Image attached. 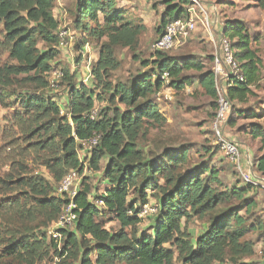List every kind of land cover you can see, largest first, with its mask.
Returning <instances> with one entry per match:
<instances>
[{"label":"trees","instance_id":"trees-1","mask_svg":"<svg viewBox=\"0 0 264 264\" xmlns=\"http://www.w3.org/2000/svg\"><path fill=\"white\" fill-rule=\"evenodd\" d=\"M259 1L264 5V0ZM161 3L164 8L156 37L170 21L185 16L192 4L189 0ZM54 6L55 0H0V51L8 54V59L0 62V101L17 97L20 112L14 120L52 179L28 175L19 165L0 180L1 198L8 197L0 204V212L3 209L17 218L13 226L6 221L0 225V233H5L0 237V259L18 264H38L55 257L54 264H174L168 245L177 250L180 264H256L247 260L254 254L247 235L264 229L261 217L253 214L256 201L248 195L256 187L244 181L223 186L210 159L190 160V144L152 147L149 141L142 143L148 127L166 121L155 94L162 87L183 91L190 86L194 80L185 70L195 71L194 79L212 99L213 119L217 94L212 53L198 58L152 51V59L140 60L143 71L126 80L115 79L120 65L116 48L138 49L143 28L128 20L115 0H74L70 14L77 48L89 43L100 47L90 67L91 87L77 83L74 74L60 68L66 91L65 114L61 115L56 96L49 95L52 85L48 76L59 67L61 29ZM221 32L232 38L227 37L242 73L241 80L234 79L227 87V95L232 102L243 103L256 96L253 89L260 87L261 60L241 23L227 20ZM81 61L79 54L77 62ZM25 84L32 88H24ZM16 86L24 89L18 92ZM96 101L107 105L97 111ZM260 105L264 106V98L237 108L234 115L249 120L247 134L259 139L254 169L264 177V108ZM93 109L97 113L91 118ZM94 135H99V142L87 164L81 161L80 152L83 142ZM102 158L106 160L101 169L102 190L92 193L83 176L74 198V228L59 229L63 235L59 249L52 238L47 243V229L57 220L62 203L56 185L71 170L79 174L86 167L99 170ZM149 197L155 199L157 212L149 225L140 229L138 213ZM98 200H103V206ZM105 216L117 227L106 228L101 222ZM195 218L206 226L192 240L186 224ZM248 218L254 221L247 224Z\"/></svg>","mask_w":264,"mask_h":264},{"label":"rangeland","instance_id":"rangeland-1","mask_svg":"<svg viewBox=\"0 0 264 264\" xmlns=\"http://www.w3.org/2000/svg\"><path fill=\"white\" fill-rule=\"evenodd\" d=\"M117 6L121 7L126 18L133 24L141 26L143 29L139 36L138 49L132 51L126 47L116 48L115 56L119 60L120 65L114 72L115 79L126 80L135 73L143 71L145 68L140 64V60L152 59V51L150 46L155 39L156 28L160 23L161 13L163 11V4L161 0H115ZM206 5L209 12L210 23L212 19V27H218L221 23V28L225 21H238L246 29L252 37L253 41L251 47L256 50L257 56L261 60V80L259 81L260 87L253 89L256 96L248 97V100L243 103L233 101L232 112L229 116H232L233 121L228 119L226 134L229 138L235 140L242 153V167L246 168L247 160L244 158L243 145L250 147L252 154L248 157L249 162L255 168V157L259 154L258 146L259 139L251 138L245 129L249 120L236 117L234 112L237 108L247 105H254L259 98H264V5L259 0H198ZM74 0H55V6L53 14L59 22V29L67 30L69 35L67 45L59 49V54L56 60L59 67L55 70H61L64 68L69 70L71 74H74V80L80 84H86L91 87L92 78L90 75V67L92 63L97 59L99 53L100 44L89 43L83 46L82 49H78L75 44L76 35L72 28V16L70 10L72 8ZM198 11V9L196 8ZM214 10L216 14L213 13ZM198 24V20H197ZM215 30V29H214ZM220 32V29L218 33ZM230 40V36H227ZM0 39H2L0 33ZM236 38L234 37L235 41ZM212 53V46L206 39V32L202 30V27L197 26V29L192 33L191 37L181 47L168 52L170 56H181L185 54L200 56H206ZM82 55L81 63L77 62L78 55ZM138 58V59H137ZM8 54L6 50L0 51V62L6 61ZM210 64L208 63V66ZM185 74L191 75L193 83L187 86L182 91H176L173 88L162 87L157 91L154 98L156 103L160 106V111L166 118L164 123L148 127L142 138V143L149 141L150 146L163 147L165 145H181L190 144V160L192 162L199 161L201 159H210L212 165L219 170V178L223 186L229 187L234 184H243L242 175L237 169L227 160L224 153L215 144L213 134L211 132V114L213 110L211 108L212 99L205 93L204 89L199 86L196 79H194L195 71L185 70ZM51 88L49 91L50 96H56L55 99L60 104L61 108L66 101L65 87L61 85V78H54L52 72L48 76ZM61 85V86H60ZM15 90L20 92L24 88H32L30 84H25L24 88L19 86L14 87ZM49 88V89H50ZM98 92V89H94ZM17 97L12 96L0 101V180L10 174L12 170L15 172L14 167L19 165L23 167L25 173L28 175H39L47 180L51 181V175L48 170L41 164L39 157L33 152L28 145V138L22 135L20 126L15 122L14 116L16 112H20L19 105L16 101ZM261 104V102H260ZM97 111L106 106V101H96L95 103ZM120 107H123L120 105ZM264 108L263 105H260ZM65 114V110L62 108L61 115ZM91 152L88 150H82L80 152V159L82 162L88 164ZM106 160L102 158L99 163V170H95L92 167H86L81 176L86 177L85 184L90 187L92 193L100 192L102 190V167ZM86 166V165H85ZM89 166V165H88ZM15 176V175H14ZM57 186V185H56ZM2 190V185H0ZM18 194V193H17ZM15 194V196H17ZM7 195V194H5ZM4 195V196H5ZM11 195H14L11 194ZM249 196L253 197L256 201V208L253 210L255 217H261L264 224V192L260 187L252 189ZM9 196V195H7ZM8 198V197H7ZM7 198L2 200L0 192V204L6 203ZM155 204V199L149 197V203ZM12 214H8L3 211L0 212V225L10 223L12 226L14 220L17 218L11 217ZM153 214H147L142 218L139 228L144 229L150 223ZM248 217V216H247ZM254 217V218H255ZM254 218H248L247 224L254 221ZM184 219L181 222L184 224ZM101 222L106 228H116L117 224L110 217L105 216L101 219ZM2 223V224H1ZM16 225L18 222L15 223ZM5 225L4 227H6ZM187 230L192 234L193 240L198 234H200L206 226L204 221L194 219L186 224ZM1 229V228H0ZM4 237L5 233L1 232L0 237ZM6 238L7 235H6ZM50 236L47 234L46 242L48 243ZM247 239L251 240L254 245V254L251 260L256 264H264V229L261 231H252L247 235ZM1 242V241H0ZM46 243V245H47ZM171 247L174 257V264H180L177 259V250L175 247ZM2 244L0 243V250ZM54 260V259H53ZM53 260L45 259L38 264H51ZM246 260V259H244ZM77 262V261H73ZM0 264H18L15 261L8 260L7 262L0 259ZM23 264V263H21ZM228 264V263H223Z\"/></svg>","mask_w":264,"mask_h":264},{"label":"built area","instance_id":"built-area-1","mask_svg":"<svg viewBox=\"0 0 264 264\" xmlns=\"http://www.w3.org/2000/svg\"><path fill=\"white\" fill-rule=\"evenodd\" d=\"M189 1L192 4L186 9L185 16L174 19L166 24L162 34L153 40L150 49L153 52H169L185 44L197 29V26L202 27V30L206 32V39L212 46L211 70L214 75V85L217 94V108L211 121V132L215 144L222 150L227 160L241 173L242 180L245 183L260 187L264 192V177L255 171L249 161H247L246 168L242 167L244 160H242L241 148L235 140L229 138L226 134L227 122L233 110L232 101L227 95V87L232 85L234 79H242L239 63L234 58L231 41L222 34L221 23L217 28H211V25H213L212 19L210 23V16L206 5L198 0ZM212 11L216 14L214 10ZM219 29L220 32L218 33ZM70 37L67 30H61L59 32V47L64 48ZM52 75L54 78H61L63 73L61 70H54ZM167 76V73H165L164 78H167ZM96 113V109H93L91 111V118L96 116ZM98 142L99 135H94L83 142V149L91 152ZM81 179V174L75 170H71L60 180L56 187L55 193L62 198V203L59 208L58 218L48 227L47 233L58 249L63 241V235L59 229L71 230L74 228L77 220V204L74 198L80 190ZM97 203L100 206L104 204L103 200H98ZM156 212L157 208L155 205L146 204L142 207L138 216L143 218L147 214L155 215ZM56 260L57 258L55 257L51 264H54Z\"/></svg>","mask_w":264,"mask_h":264},{"label":"crops","instance_id":"crops-1","mask_svg":"<svg viewBox=\"0 0 264 264\" xmlns=\"http://www.w3.org/2000/svg\"><path fill=\"white\" fill-rule=\"evenodd\" d=\"M243 151H244V158H246L247 161L248 157H250V153L252 154V150L250 149V147L246 146L245 144L243 145Z\"/></svg>","mask_w":264,"mask_h":264}]
</instances>
